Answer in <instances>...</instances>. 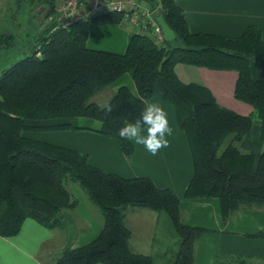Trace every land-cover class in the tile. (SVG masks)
<instances>
[{
	"label": "trees",
	"instance_id": "obj_1",
	"mask_svg": "<svg viewBox=\"0 0 264 264\" xmlns=\"http://www.w3.org/2000/svg\"><path fill=\"white\" fill-rule=\"evenodd\" d=\"M48 1V0H46ZM50 1V0H49ZM52 19L37 47L0 74V235H17L26 219L47 228L62 227L59 214L75 210L77 184L99 207L103 227L92 241L67 247L50 264H156L151 255L131 249L125 223L129 207L165 211L175 229L172 264H196V245L211 229L182 221L180 197L148 176L127 178L93 165L89 154L26 135L31 130L92 129L115 139L131 157L133 143L118 136L151 97L175 108L190 143L195 173L185 191L189 199L217 197L225 220L237 211L264 208V38L256 25L238 36L193 32L177 0H152L175 32L173 42L158 43L133 31L123 53L87 45L89 30L120 23L106 13ZM236 70L235 97L253 106L250 115L221 105L208 88L184 83L176 63ZM130 73L138 94L121 86L110 98L113 110L98 111L92 97ZM80 120L83 123H80ZM99 120L100 125H93ZM254 236L264 237V231ZM228 264H264V257L230 254Z\"/></svg>",
	"mask_w": 264,
	"mask_h": 264
},
{
	"label": "crops",
	"instance_id": "obj_2",
	"mask_svg": "<svg viewBox=\"0 0 264 264\" xmlns=\"http://www.w3.org/2000/svg\"><path fill=\"white\" fill-rule=\"evenodd\" d=\"M177 2L183 8L193 32L204 31L234 37L248 26L256 25L264 38V0ZM160 15L161 13L156 17ZM133 31L129 24H99L89 30L87 45L123 53ZM164 36L167 42L176 39L166 37L165 32ZM174 71L184 83H199L209 87L220 104L244 115L253 112L251 104L246 103L241 107L235 98L237 71L213 70L182 62L175 64ZM124 85L138 94L132 75L126 73L107 86L111 90V97ZM147 102L160 103L168 113L169 122L174 129L173 136L169 138L170 146L161 149L156 155L132 142L133 154L127 157L115 139L92 129L52 130V134L30 132V137L41 139L47 138L41 137L43 135H56L55 137L68 138L70 144L67 147L88 153L90 162L106 172L127 178L148 176L157 186L172 189L180 197L182 221L211 229L197 242L196 264H228L230 254L264 257V237L251 235L264 231V208L241 209L225 220L219 198H186L185 191L195 173L189 139L179 127L172 105L158 96L149 98ZM56 142L59 141H54L55 144ZM76 189L74 195L78 199V206L75 210L60 212L62 227L47 228L28 218L17 235H0V264H50L67 247L81 246L96 238L103 227V215L86 193L78 187ZM125 223L132 231L130 245L133 251L151 255L156 264H172L173 252L177 248V235L170 218L161 216L159 211L150 208L129 207ZM44 249L51 251L48 259L44 258Z\"/></svg>",
	"mask_w": 264,
	"mask_h": 264
},
{
	"label": "rangeland",
	"instance_id": "obj_3",
	"mask_svg": "<svg viewBox=\"0 0 264 264\" xmlns=\"http://www.w3.org/2000/svg\"><path fill=\"white\" fill-rule=\"evenodd\" d=\"M54 1L56 2V11L54 13L55 17L57 18L58 21H62V23H67L68 21L72 20L71 17L74 18L76 13L78 14V12L80 11L82 13H85L88 7L95 0H54ZM52 4H53V1L51 0L50 1L49 0L48 1L46 0H0V74L3 72L4 69L10 67L11 65H13V63L24 58L26 55L30 54L32 50H34V48L37 47L36 45L38 42L37 41L38 37L42 33H44L48 23L53 17L52 15H50L51 13L50 9H51ZM119 24L128 25V23H123V22H120ZM95 49H98V48H95ZM200 67H203V66H200ZM204 68H209V67H204ZM209 69H213V68H209ZM213 70L236 71V70H230V69H213ZM238 77H239V73H238ZM236 83H235V87H236ZM196 84H199V83H196ZM199 85L205 88H208L210 90V88L204 84H199ZM111 95H112L111 90L109 89V87H106L104 90L100 91L95 96H93L91 100L97 103H100L105 99H110ZM234 95H235V90H234ZM237 101L239 102V105L241 107L244 106L243 104H246V102L240 99H237ZM91 122H93V125L102 124V122L99 120H95ZM80 123H83V121L80 120ZM30 132H35L39 134L40 133L41 134L42 133L52 134L51 132L53 131L52 130H31V131H25L24 133L30 136L31 135ZM55 136L43 135L41 137H47V138H41V139L47 140L50 142L53 141V143L54 141H59V142H56V144L63 145V146H67L70 144V140H68V138H60V137H55ZM33 137H36V136H33ZM70 187H71V191L73 194H74V191L77 190L76 189L77 187L80 190H82L77 184H74V185L72 184L70 185ZM159 212L161 216H167L169 218V216L167 215L165 211H159ZM177 238H179L178 233H177ZM50 253L51 251H45L44 249L43 251V255L45 254L44 258L48 259L49 256L51 255ZM256 257H260V256H256Z\"/></svg>",
	"mask_w": 264,
	"mask_h": 264
},
{
	"label": "clouds",
	"instance_id": "obj_4",
	"mask_svg": "<svg viewBox=\"0 0 264 264\" xmlns=\"http://www.w3.org/2000/svg\"><path fill=\"white\" fill-rule=\"evenodd\" d=\"M98 111L109 114L113 110L110 99L97 104ZM174 129L169 122L168 113L158 102H146L140 115L133 121H126L118 129V136L136 145L143 146L152 155L170 146L169 138ZM131 161L129 160V163Z\"/></svg>",
	"mask_w": 264,
	"mask_h": 264
},
{
	"label": "built area",
	"instance_id": "obj_5",
	"mask_svg": "<svg viewBox=\"0 0 264 264\" xmlns=\"http://www.w3.org/2000/svg\"><path fill=\"white\" fill-rule=\"evenodd\" d=\"M111 12L121 14V22L128 23L134 31L151 35L158 43L165 41L163 28L156 17L161 13V4L155 5L152 0H95L85 13L80 11L71 19Z\"/></svg>",
	"mask_w": 264,
	"mask_h": 264
},
{
	"label": "water",
	"instance_id": "obj_6",
	"mask_svg": "<svg viewBox=\"0 0 264 264\" xmlns=\"http://www.w3.org/2000/svg\"><path fill=\"white\" fill-rule=\"evenodd\" d=\"M157 20L160 21V23L162 24L163 26V30L166 34V37L168 38H176V34L175 32L169 27V25L165 22L164 18L162 15L158 16Z\"/></svg>",
	"mask_w": 264,
	"mask_h": 264
}]
</instances>
